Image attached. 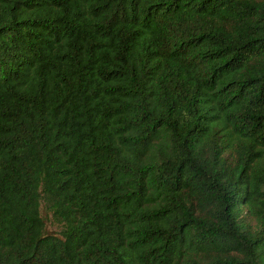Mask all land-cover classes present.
<instances>
[{
    "label": "trees",
    "instance_id": "obj_1",
    "mask_svg": "<svg viewBox=\"0 0 264 264\" xmlns=\"http://www.w3.org/2000/svg\"><path fill=\"white\" fill-rule=\"evenodd\" d=\"M0 264H264V0H0Z\"/></svg>",
    "mask_w": 264,
    "mask_h": 264
},
{
    "label": "rangeland",
    "instance_id": "obj_2",
    "mask_svg": "<svg viewBox=\"0 0 264 264\" xmlns=\"http://www.w3.org/2000/svg\"><path fill=\"white\" fill-rule=\"evenodd\" d=\"M41 213L46 223V231L48 233L58 234L60 227L52 220L50 213L46 212L43 206L41 208Z\"/></svg>",
    "mask_w": 264,
    "mask_h": 264
}]
</instances>
